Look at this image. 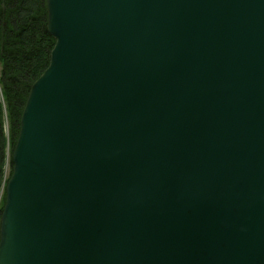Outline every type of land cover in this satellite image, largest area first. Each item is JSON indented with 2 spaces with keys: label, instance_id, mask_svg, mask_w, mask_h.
I'll return each instance as SVG.
<instances>
[{
  "label": "water",
  "instance_id": "water-1",
  "mask_svg": "<svg viewBox=\"0 0 264 264\" xmlns=\"http://www.w3.org/2000/svg\"><path fill=\"white\" fill-rule=\"evenodd\" d=\"M0 264H264V0H47Z\"/></svg>",
  "mask_w": 264,
  "mask_h": 264
},
{
  "label": "trees",
  "instance_id": "trees-1",
  "mask_svg": "<svg viewBox=\"0 0 264 264\" xmlns=\"http://www.w3.org/2000/svg\"><path fill=\"white\" fill-rule=\"evenodd\" d=\"M48 22L47 0H0V223L22 114L33 84L50 64L56 43Z\"/></svg>",
  "mask_w": 264,
  "mask_h": 264
},
{
  "label": "rangeland",
  "instance_id": "rangeland-1",
  "mask_svg": "<svg viewBox=\"0 0 264 264\" xmlns=\"http://www.w3.org/2000/svg\"><path fill=\"white\" fill-rule=\"evenodd\" d=\"M5 134H6L7 139H8L10 133H9V122H8V118L7 117H5ZM9 173H10V166L7 165V168H6V174H7V176L9 175ZM1 196H2V194H1ZM1 196H0V202H2V200H3V198Z\"/></svg>",
  "mask_w": 264,
  "mask_h": 264
}]
</instances>
